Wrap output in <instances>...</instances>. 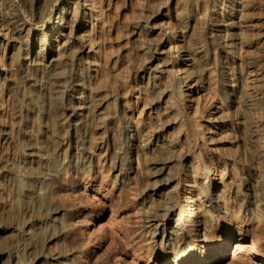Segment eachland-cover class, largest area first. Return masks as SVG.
Here are the masks:
<instances>
[{
	"label": "rangeland",
	"instance_id": "rangeland-1",
	"mask_svg": "<svg viewBox=\"0 0 264 264\" xmlns=\"http://www.w3.org/2000/svg\"><path fill=\"white\" fill-rule=\"evenodd\" d=\"M94 1L63 0L79 18L71 51L49 59L62 55L57 109L34 108L28 91L48 92L26 70L2 75L0 264H198L213 246L204 264H264V0ZM197 48L203 82L192 75L185 102L174 61ZM22 128L56 162L31 211L17 197L37 165ZM181 216L197 227L179 230Z\"/></svg>",
	"mask_w": 264,
	"mask_h": 264
},
{
	"label": "bare ground",
	"instance_id": "bare-ground-1",
	"mask_svg": "<svg viewBox=\"0 0 264 264\" xmlns=\"http://www.w3.org/2000/svg\"><path fill=\"white\" fill-rule=\"evenodd\" d=\"M79 1L81 3L87 0ZM89 1L90 5H96L94 0ZM77 8L79 9V7L75 6V4H72L71 2H64L63 4V0H0V55L3 53L5 57L11 61L12 65L10 68L4 67L0 69V100L3 93L2 75L14 72L15 69L19 68L18 71L20 69L24 71L26 70V75L24 78L26 81H28V84L31 87L30 91H37L39 88L45 93L48 92V96L46 99L42 100L41 103L38 102L40 99L38 101L34 100L33 93L28 91V98L30 99L29 101L31 103L33 102L32 104L34 108H42V106H45V104H49L51 108L57 109L58 105L62 104L60 101H58L62 98L59 95L60 72L57 71V66L60 65L62 55L58 52L57 58H52L50 61L49 59L53 57V54H55L56 45L58 47L57 51H59L61 47L68 51H71L73 48L71 45H73V35L75 33L74 30L78 26L79 18V12ZM175 33L176 32L173 34ZM173 37L183 39V35L180 36L177 35V33L173 35ZM3 42H6L7 44L3 45ZM4 49H6L5 52ZM184 51L181 49L178 52L174 61V65L175 68H177L176 73L181 75L180 81L182 87H185L184 89H186V92L182 94V100L186 102L188 100V96L190 95L188 83L191 81L192 75L197 73L200 82H203V73L205 68L200 64L197 66L198 63H202V51L200 49H195V52L191 56H189V53ZM48 61L49 64H46ZM16 77L18 78V76ZM19 78L21 77L19 76ZM20 80L21 79H19V82ZM23 81L25 82L24 79ZM13 89L10 87V90ZM86 89L87 88L84 80H77V83L72 88L73 94L76 96L72 95L70 98L68 97V104L66 106L68 111L76 110V107L74 106L75 104H73V99L84 101ZM237 103L242 108L244 107L247 110L250 109V100L244 98L238 100ZM79 109L80 108H77V110ZM23 128L19 131L20 135L25 139H30L25 143L27 145L24 148V155L26 158H35V160H37V165L35 170L27 171L25 169L21 172V175L26 180H28V182L21 181L20 189L17 191V197L19 203L25 209V211H31L33 206H36V203L43 199L40 194L41 191L39 190L41 188L39 187L44 184L51 173L54 172L56 162L52 156L47 155L44 152V146L37 145L32 141L29 132L27 131L28 129L26 128V130ZM206 133H208V131ZM3 136L4 135H2L0 130V148ZM138 137L139 136L137 133H133L130 135L128 140L130 143L135 145V143H137ZM199 199L200 198L197 200ZM168 204L165 206V210L168 212L165 213L164 211L165 214H162L163 217H166L169 211L172 210V207H169ZM174 222L177 224L179 230H182V227H187V223L190 224L189 227L192 230L193 228H196V225L199 223V221L189 222L186 219L182 220V216L177 218ZM218 249V247L213 246L208 250V252L206 251L204 253H200L198 261L196 262L198 264H204L210 261ZM237 250H239L238 247ZM182 253L184 257L178 260L177 264H189L191 257L187 255V252ZM14 259L15 260L13 264L25 263L24 259L20 258L18 254L14 256ZM62 264H66V262L62 260Z\"/></svg>",
	"mask_w": 264,
	"mask_h": 264
}]
</instances>
